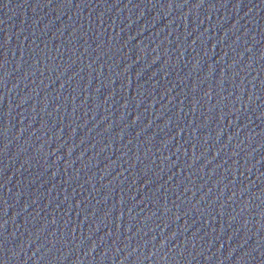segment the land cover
Wrapping results in <instances>:
<instances>
[{"label":"water","instance_id":"obj_1","mask_svg":"<svg viewBox=\"0 0 264 264\" xmlns=\"http://www.w3.org/2000/svg\"><path fill=\"white\" fill-rule=\"evenodd\" d=\"M0 264H264V0H0Z\"/></svg>","mask_w":264,"mask_h":264}]
</instances>
